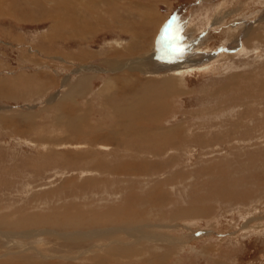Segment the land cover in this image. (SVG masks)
Wrapping results in <instances>:
<instances>
[{
    "label": "rangeland",
    "instance_id": "374dc122",
    "mask_svg": "<svg viewBox=\"0 0 264 264\" xmlns=\"http://www.w3.org/2000/svg\"><path fill=\"white\" fill-rule=\"evenodd\" d=\"M0 220V264H264V0H0Z\"/></svg>",
    "mask_w": 264,
    "mask_h": 264
},
{
    "label": "bare ground",
    "instance_id": "6f19581e",
    "mask_svg": "<svg viewBox=\"0 0 264 264\" xmlns=\"http://www.w3.org/2000/svg\"><path fill=\"white\" fill-rule=\"evenodd\" d=\"M118 1H123V0H118ZM115 3V0H103V3H105V4H109V3ZM131 2V1H130ZM122 7V6H121ZM143 11V10H142ZM152 16V15H151ZM147 18V17H146ZM151 18V17H150ZM154 22V21H153ZM186 33H184V35H185ZM133 36V35H132ZM135 39V38H134ZM117 46V45H116ZM119 47V46H118ZM113 57V56H112ZM115 59H116V57H115ZM107 62H109V61H107ZM110 62L113 64V62L110 60ZM116 62V63H115ZM114 63V66H113V68L111 69L112 71H114V70H119V69H121L122 67H126V68H128L129 70H137V71H139V72H142V73H146V72H148V71H150L152 68H155L156 66H155V64L156 63H154V61L153 60H151V59H149V58H146V57H143V58H136V59H130V60H127L126 62H122V61H115ZM156 62V61H155ZM95 68V67H94ZM96 69V68H95ZM157 69V68H156ZM153 70V69H152ZM102 71V70H101ZM104 71V70H103ZM107 71V70H106ZM109 72V71H108ZM122 72V71H121ZM155 73V72H154ZM158 73V72H157ZM156 74V73H155ZM151 75V74H150ZM89 76V75H88ZM162 78V77H161ZM163 78H165V79H168L167 81H163L165 84L163 85V87H162V89L163 90H165V89H171V88H173V87H175L174 85H175V83H174V81L175 80H177V76H171L170 78H168L167 76H164ZM87 79V77L86 78H84L83 79V81L82 82H88L89 81V78H88V81L86 80ZM91 79V78H90ZM78 80H79V78H78ZM89 83V82H88ZM88 83H85L84 85H88ZM91 83V82H90ZM89 83V84H90ZM83 86V85H82ZM82 86H80V91H81V93H79L76 89H75V91H77V92H75V91H73L72 92V94H71V97H73L74 98V95H83V94H85V87L83 88ZM90 87V86H89ZM158 87V86H157ZM151 91V90H150ZM152 92V91H151ZM171 92V91H170ZM174 92V91H173ZM150 93V92H149ZM163 93V92H162ZM69 95V94H68ZM153 95V94H152ZM152 95H150V96H148L147 95V93H145L144 94V96H141V95H138V94H136L135 96H134V99H132L133 100V102H132V100L128 103V105H127V110L128 111H125V109H126V106H124V107H122V111L124 112V115H126V116H128V114L129 113H131V115H134V116H136L137 114H142V115H144V113H151L152 114V117H157V118H160L161 116H163V114H165L167 111H166V107H165V105H163V102L165 101H163L162 103H161V100H163V98H161V97H157V99H155V98H153V97H151ZM113 97V96H112ZM114 98V97H113ZM164 98H166V97H164ZM116 110V109H115ZM146 115V114H145ZM134 116H131L132 117V119L129 117V119H130V122L132 121V122H136L137 120H138V118H133ZM141 118V117H140ZM147 118V117H146ZM128 119V118H127ZM72 122V121H71ZM131 122V123H132ZM67 123V128H69L70 129V124H68V122H66ZM70 123V122H69ZM134 125V124H133ZM133 125L132 124H130V127H133ZM129 126V125H128ZM129 129V128H128ZM163 130V129H162ZM77 131V130H76ZM132 133H130L131 135L135 132V128L134 129H132V131H131ZM79 133V132H78ZM120 133V132H119ZM124 133V132H123ZM77 134V133H76ZM122 134V133H121ZM1 221V220H0ZM35 222H32V224H34ZM35 224H37V223H35ZM34 224V225H35ZM96 231V232H95ZM95 231H90L91 233H89V232H84V234H81V235H79V234H77V232L76 233H69V234H62L61 236H60V238H62V240L63 241H69V240H73V241H81V240H88V239H90V238H99V239H106L107 240V233L108 232H110V231H101V230H95ZM98 231V232H97ZM113 232V236H115L117 233H119L120 231H118V230H114V231H112ZM135 233L136 232H134V229H131V230H129L126 234H124V237L126 236V237H128L129 238V240L131 239V238H135ZM9 234V233H8ZM11 234V233H10ZM34 234V233H33ZM127 234H129V235H127ZM167 234V233H166ZM19 234H17V236H18ZM84 236L83 238H81V236ZM31 236V235H30ZM57 236H59V235H57ZM167 236V235H166ZM21 237H22V235H21ZM29 237V236H28ZM26 238V237H25ZM123 238V237H122ZM164 238H165V236H164ZM177 240V239H176ZM157 241H163V240H157ZM165 241H166V239H165ZM137 243V242H140V241H136V240H132L131 242H127V243H122V242H119L118 240H115L114 242H110L109 243V245H111V246H113V245H123V246H125V245H131L129 248H127L128 250H130V251H134V253L136 254V255H142L143 253H144V250H143V248L141 249V247H139V249L138 248H135L134 246H133V244L132 243ZM163 243V242H162ZM103 245H106V244H103ZM133 246V247H132ZM173 246V245H172ZM171 251L173 252L174 251V249L172 248L171 249ZM85 252V251H84ZM171 252V253H172ZM65 255V254H64ZM45 257H47V256H45ZM64 257V256H63ZM84 260L87 262L86 264H104V261H109V262H111V263H113V264H115L116 262H118L119 260H121V259H115V260H111V259H109V258H107V257H99V259H93V258H87V257H85L84 258ZM43 264V263H42Z\"/></svg>",
    "mask_w": 264,
    "mask_h": 264
}]
</instances>
